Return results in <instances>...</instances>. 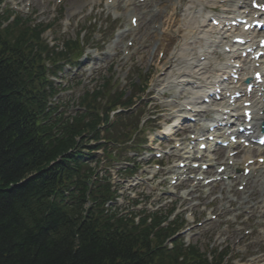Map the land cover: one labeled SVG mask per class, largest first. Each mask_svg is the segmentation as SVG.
<instances>
[{
  "label": "trees",
  "instance_id": "16d2710c",
  "mask_svg": "<svg viewBox=\"0 0 264 264\" xmlns=\"http://www.w3.org/2000/svg\"><path fill=\"white\" fill-rule=\"evenodd\" d=\"M0 17V264H216L195 248L170 251L174 230L158 221L105 214L108 189L88 188L76 138L81 119L59 137L44 124L43 92L50 52L40 28ZM56 55L55 53H52ZM59 159V160H58ZM90 201V206L85 207Z\"/></svg>",
  "mask_w": 264,
  "mask_h": 264
},
{
  "label": "rangeland",
  "instance_id": "374dc122",
  "mask_svg": "<svg viewBox=\"0 0 264 264\" xmlns=\"http://www.w3.org/2000/svg\"><path fill=\"white\" fill-rule=\"evenodd\" d=\"M7 2L10 0H6ZM58 1H61L60 4H58ZM88 0H44V3L42 0H26V4H29L31 15L27 13L24 9L22 13H25L26 17H30L32 19H36L37 22H42V23H48L51 20V18L55 15H61L64 19L63 20H70V22H73L71 27L68 26L67 28L68 31L66 30V27L62 26L61 24L57 23L55 26L52 27L53 34H47L45 38L50 36L53 39H59L62 40L64 38H76V33L78 29L80 28H85L86 31L88 32V37H87V42L89 43V46L91 48L90 50L85 51V56L86 54H93L102 60L100 62L103 63L104 68L98 67V62L97 61H92L91 59L87 60L86 63L83 65L82 60L81 64H78V67L74 70L70 69H65L63 75H61V79L63 81L61 82V79L57 81L59 93L58 96L56 97V103L59 104V106L66 105L68 109V115H73L75 111L79 109L78 104H79V98L83 95L85 90L90 89L89 87L96 86L99 83H101L102 77H114L115 79L118 78L120 84V88L123 89V85L126 84L127 82L130 84L132 80L137 78L136 73L138 72V69H143L144 72L148 75H150V85H151V92L155 93L156 90L161 91V93L165 92H171V95L169 97H165L163 100L156 101V99L153 98H147L148 96L143 97V99H146V103L148 106H142L140 108H137V112L140 113L142 110L144 113H148L150 111V116L152 119L155 117H152L155 115L154 110L158 108H165L168 109L169 105H172L175 103V100L177 96L179 95V87H177V84L173 83L172 78H167L166 83L163 85H158L159 83L156 81L159 79V75H155L157 72H154L153 69L149 71V65H150V60H143V59H133L130 61L123 62L122 64L116 62L115 64H112V62H109V60H106V58H111L108 57L107 54H114L112 57H116L117 53L120 52V54L123 52V50L127 46V42L129 40L130 36L124 35V38L122 37V41L120 43V46L115 48V51H110L109 49L106 48V46L103 45V42L106 40L111 41H118V38H115V35L112 34V28H115V26L120 25V23H127V16L124 15L122 16L118 21H114V16H113V11L109 9L106 4L109 2V0H103L102 1V6L98 7L92 12V7L86 3L84 7L82 8V11H78V15H73L71 13V9L73 8V5H80L79 3L86 2ZM190 0H187L189 2ZM15 4V3H14ZM185 4V2H184ZM188 5V4H185ZM169 6L167 3V0H163V6L164 10L166 11L167 15L170 14H179V9L177 6L176 8L173 7H167ZM20 9V8H19ZM160 21V16L157 15L153 17V22L151 25H155L159 23ZM76 22H78L79 28H76ZM58 25H61L59 27ZM143 25V23H142ZM142 31L144 28L141 29ZM95 48H98L100 52H97ZM130 48V47H129ZM128 48V49H129ZM127 49V50H128ZM150 52V51H149ZM119 57V56H118ZM174 56H172L173 58ZM142 61V62H140ZM144 67H141V66ZM132 67L130 74H128L127 78H123L125 75H127L129 68ZM153 66V65H152ZM154 67V66H153ZM180 67H173L170 71H176ZM93 70V72H92ZM169 71V70H168ZM82 73V75H80ZM62 83L65 84L62 86ZM122 83V84H121ZM80 84L85 85L84 88L81 90ZM167 85L168 88L166 90H160L161 86ZM126 88V87H125ZM83 91V93H82ZM130 93V88L127 91V94ZM156 105V107L153 109V105ZM149 119L147 116L144 115L143 119L140 122L139 125V131H142L140 135H134V138H142L144 136L145 139L147 138V141L150 142V140H155L156 145L158 146L161 142L156 138L155 133V126L161 127V121L162 119H158V121H148ZM143 124V125H141ZM133 138V139H134ZM133 146V145H130ZM145 152V147H142L141 150L134 154H130L128 158L131 157V160H135L139 162L140 156ZM98 158L102 161L103 159L101 158L100 154L98 155ZM116 165L121 164V163H115ZM104 166V169L100 170V173L102 175L108 176L106 173H108L111 177L112 184H114V187L119 191L118 194H121L119 201H118V206L122 208H133V209H139L143 208L144 210H149L153 211L154 207H156V203L154 202L153 198L151 195H148V191L144 190L141 188V186L136 187L133 189V192H129V186L126 183L125 185L122 183V177L119 176L118 180L114 179L113 172L116 170H119V167L117 169L116 166ZM108 168H112L110 171ZM107 170V172H106ZM120 174V173H119ZM116 181V183H114ZM240 182H237L234 184V189L233 192L234 194L241 195L242 191L238 190V185ZM143 187V186H142ZM218 193V189L215 190ZM154 195V194H152ZM150 197V199L148 197ZM164 199H161L163 201ZM221 203H214L211 205L207 211L213 212V215H216L215 220H211L209 215L206 216L205 213L202 212V210H199L201 216L204 218V220L201 221V227L195 228L196 230L191 232L190 234V239L188 240L193 243H204V238H208L209 233L211 236L209 237V242L210 244L213 243V241L216 239V244L221 245L223 248L226 246L230 247V256L237 255L240 257L248 258L252 255H262L264 254V238H261L259 236H247L244 234L245 230H248L252 227H258L260 223L263 222V220H256V218H251V223L249 227L244 228V230L241 232L240 235H235L230 239H227L226 241H222L221 238L224 237L225 235L230 234V229L227 228L226 224V218H224V211L223 209L220 210L221 208ZM167 209L172 208L171 206H166ZM231 206L229 204H226L225 208H230ZM224 208V209H225ZM218 214V215H217ZM210 219V220H209ZM241 222V221H240ZM241 223H237V227L232 226V231H237L241 229L240 225ZM214 230L216 231V234L214 236ZM192 231V230H191ZM263 231V230H260ZM218 233H220V236L218 238ZM216 237V238H215ZM264 237V236H262ZM243 238H246L245 241H242ZM186 241V240H185ZM239 241V242H238ZM187 243V242H186ZM240 244V245H239ZM212 245V244H211ZM200 246V245H199ZM239 246V247H238ZM244 251L243 253L242 250ZM234 253V254H231ZM254 253V254H253ZM255 259V258H254ZM239 259H235L234 262H230V264H237Z\"/></svg>",
  "mask_w": 264,
  "mask_h": 264
},
{
  "label": "bare ground",
  "instance_id": "6f19581e",
  "mask_svg": "<svg viewBox=\"0 0 264 264\" xmlns=\"http://www.w3.org/2000/svg\"><path fill=\"white\" fill-rule=\"evenodd\" d=\"M113 4L111 3V5H109V8H118L119 6V0H113ZM215 0H203V1H196V3L200 6V7H203L205 2H213ZM228 4H229V7H231L233 13H237V14H241V15H245V12L247 11V0H225ZM264 1V0H263ZM101 0H89V4L92 6V5H96L98 3H100ZM123 3H124V6L125 8H127L128 10H132V6L135 5V2L134 0H123ZM84 2H82V4L79 5V9L83 8V5ZM225 8H226V4L223 5ZM74 8H72V10L75 9L76 6H73ZM76 10V9H75ZM224 15L227 14V12H224L223 13ZM196 22V25L197 27H203L205 25V21L202 20V21H195ZM222 24H223V21H222ZM211 28V27H209ZM211 30H214V28H211ZM248 36L250 37H254L255 34L254 33H250L248 34ZM222 41V39L220 40ZM219 44L216 43L215 40H211L209 38H205V48H211V47H215V48H218ZM201 54L200 55H205L207 51H204L202 48L200 49L199 51ZM240 53L238 52H235V51H232L230 55H226L224 54L223 56L226 57V61H229L230 59L232 58H236V57H239ZM176 62H178L179 64H184L185 61L183 60L182 56L180 55ZM242 62L244 63V65H248V62L247 60H242ZM250 69V66L244 68L242 70V74H241V79L243 81V79L245 78V76H247L248 74V71ZM229 70V67L227 65V62L223 63V64H220L217 66V68L213 69L212 71L208 70L206 66H203V63H200V60L197 61V63L190 67V69L188 71H185V72H178L177 74H175V76L178 77V79H181L182 82H186V85H192V84H196L197 81L194 79L195 76L197 77H202L204 78L203 79V83L201 85H199V93H203L204 97L208 96L209 94V90H211V82L214 80V81H219L218 79L223 77L224 75H226V71ZM257 70V69H255ZM172 73H168L166 75V77L168 76H171ZM189 79V80H188ZM214 89V88H213ZM167 93L164 94V96H166ZM197 95L195 96H192L189 98V101L190 103H187V105H192L193 107H196L198 106V109H201V108H204V106H202L200 103L197 102ZM214 106L212 107L211 111L213 112V115L214 117L216 118H220V120L222 119L223 117V109L221 107V104L222 103H217V102H214L213 103ZM231 107V106H230ZM253 110V113H254V119H253V124H254V134H257L258 132V127H257V124L258 122L260 121L261 117L259 116L260 112L261 111H264V102L262 101V98H257V95H255L253 97V105L252 107L250 108ZM201 111V110H200ZM239 108L237 107V105H235L233 107V109L231 110V114L229 115V120H227L226 122H230V123H233V120H236V121H240V116L241 114L239 113ZM242 112H243V109H242ZM215 118V119H216ZM208 121V124H210V122H214L212 119H206ZM216 122V121H215ZM173 127V126H172ZM172 127L169 125V126H166L164 128V132L166 133H170L172 134L173 133V130H172ZM201 129V132L204 131L205 127L203 126H200L199 127ZM254 151L256 152H262V148H259V147H255V146H252V147H249V148H244L242 147V157L241 159L239 160H236L235 161V164L234 166L230 167V166H227L226 170L224 171V175H233L234 174V171L235 170H239L240 167H242V171H243V166H244V163L249 160V159H252L254 156L252 153H254ZM259 157H262L264 158V152L263 153H260V156ZM210 164L213 165V161L210 159ZM248 168H250V174L246 177L244 176V174L242 173V175H238L236 176V178L239 180V182L241 183H245L246 182V185H250L251 184V189L253 190V192H258V191H263L264 190V163L263 164H254V165H251L249 166ZM236 174V173H235ZM232 183L233 181L228 179L227 181H225V188L226 189H231L232 188ZM212 184H216V183H212ZM222 190V189H221ZM230 192L229 191L225 196L224 198H226L225 200H227L228 203H232L233 201L230 200L231 196H230ZM247 198L246 196L243 197V200L242 202L239 204V207L238 209L242 210V209H250V208H253V207H256L257 206V203L255 205H253L252 207H247L246 204H247ZM245 204V205H244ZM223 207H226V204H224ZM236 210H238L236 207H234ZM260 209H264V206ZM260 209H257V210H260ZM224 210V209H223ZM256 210V211H257ZM209 217H211L209 215ZM231 219L233 221H235L237 219V216L235 214H232L231 216ZM262 217H264V213L262 214ZM242 226L240 227L241 229L237 230V231H234V232H231V234L233 236L235 235H240L241 232L244 230V228L246 227H249L248 224H245V223H242L241 224ZM238 225L236 224L235 227H237ZM256 228H251V235H257V232L256 230H254ZM244 233H247V231L245 230ZM246 238H243L242 241H245ZM263 260L262 257H259L256 259V262L260 263L261 261Z\"/></svg>",
  "mask_w": 264,
  "mask_h": 264
}]
</instances>
